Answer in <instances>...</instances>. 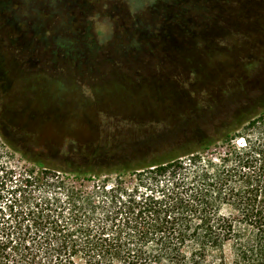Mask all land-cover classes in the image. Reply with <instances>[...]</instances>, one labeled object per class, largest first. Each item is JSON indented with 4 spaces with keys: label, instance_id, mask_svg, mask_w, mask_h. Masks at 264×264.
I'll return each mask as SVG.
<instances>
[{
    "label": "rangeland",
    "instance_id": "1",
    "mask_svg": "<svg viewBox=\"0 0 264 264\" xmlns=\"http://www.w3.org/2000/svg\"><path fill=\"white\" fill-rule=\"evenodd\" d=\"M9 1L0 3V229L23 219L26 195H44L18 191L26 175L78 185L77 172L57 169L90 177L91 165L124 163L192 130L264 118V0H99L73 25L77 36L45 40L17 33ZM230 133L243 147L259 130ZM230 139L211 141L195 165L185 158L188 172L212 170Z\"/></svg>",
    "mask_w": 264,
    "mask_h": 264
},
{
    "label": "trees",
    "instance_id": "2",
    "mask_svg": "<svg viewBox=\"0 0 264 264\" xmlns=\"http://www.w3.org/2000/svg\"><path fill=\"white\" fill-rule=\"evenodd\" d=\"M231 124L259 134L238 147L228 127H203L124 163L91 165L90 177L57 169L77 172L78 185L46 170L26 175L18 191L44 195H26L23 219L0 229V264H264V118ZM216 138L230 139V151L190 174L185 158L195 165Z\"/></svg>",
    "mask_w": 264,
    "mask_h": 264
},
{
    "label": "flooded vegetation",
    "instance_id": "3",
    "mask_svg": "<svg viewBox=\"0 0 264 264\" xmlns=\"http://www.w3.org/2000/svg\"><path fill=\"white\" fill-rule=\"evenodd\" d=\"M2 0H0V3ZM99 0H10L9 8L12 26L17 33L29 27L44 40L50 34L77 36L73 25H80L84 11H93ZM25 8L24 11H22ZM2 13V12H1ZM80 23V24H79ZM55 24V26H51Z\"/></svg>",
    "mask_w": 264,
    "mask_h": 264
}]
</instances>
